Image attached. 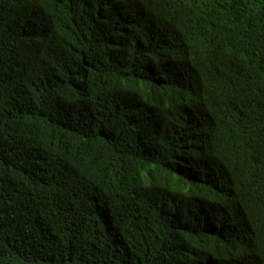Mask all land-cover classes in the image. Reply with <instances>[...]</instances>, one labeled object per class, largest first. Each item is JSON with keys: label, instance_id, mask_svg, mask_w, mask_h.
<instances>
[{"label": "trees", "instance_id": "16d2710c", "mask_svg": "<svg viewBox=\"0 0 264 264\" xmlns=\"http://www.w3.org/2000/svg\"><path fill=\"white\" fill-rule=\"evenodd\" d=\"M0 264H264V0H0Z\"/></svg>", "mask_w": 264, "mask_h": 264}]
</instances>
